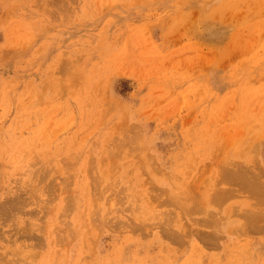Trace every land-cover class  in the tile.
Returning <instances> with one entry per match:
<instances>
[{"label": "rangeland", "instance_id": "obj_1", "mask_svg": "<svg viewBox=\"0 0 264 264\" xmlns=\"http://www.w3.org/2000/svg\"><path fill=\"white\" fill-rule=\"evenodd\" d=\"M0 206V264H264V0H0Z\"/></svg>", "mask_w": 264, "mask_h": 264}, {"label": "bare ground", "instance_id": "obj_2", "mask_svg": "<svg viewBox=\"0 0 264 264\" xmlns=\"http://www.w3.org/2000/svg\"><path fill=\"white\" fill-rule=\"evenodd\" d=\"M253 187V186H252ZM12 199V198H11ZM11 199H10V201H11ZM8 200V199H7ZM14 200V199H13ZM13 200H12V202H13ZM6 202H9V201H6ZM11 203V202H10ZM4 204V203H3ZM8 204V203H7ZM6 205V204H5ZM4 205H2V207H3ZM1 207V206H0ZM1 207V208H2ZM4 208V207H3ZM6 210V209H5ZM8 211V210H7Z\"/></svg>", "mask_w": 264, "mask_h": 264}]
</instances>
